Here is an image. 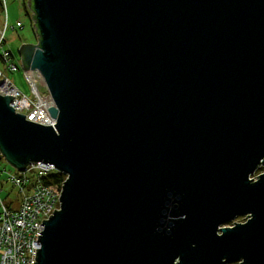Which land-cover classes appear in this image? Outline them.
I'll return each instance as SVG.
<instances>
[{
  "label": "water",
  "instance_id": "95a60500",
  "mask_svg": "<svg viewBox=\"0 0 264 264\" xmlns=\"http://www.w3.org/2000/svg\"><path fill=\"white\" fill-rule=\"evenodd\" d=\"M28 6L55 126L0 92V156L66 176L34 264H264V0Z\"/></svg>",
  "mask_w": 264,
  "mask_h": 264
},
{
  "label": "built area",
  "instance_id": "2783aa9c",
  "mask_svg": "<svg viewBox=\"0 0 264 264\" xmlns=\"http://www.w3.org/2000/svg\"><path fill=\"white\" fill-rule=\"evenodd\" d=\"M1 1L6 7V21L4 30H0V50L3 49L6 32L9 29L7 0ZM23 27V23L18 22L13 29L18 30ZM0 58L11 71L18 69L13 63L11 52L3 50ZM24 77L29 84L31 97L23 95L2 71H0V92L14 97L11 106L17 114L25 115L27 120L41 125L55 126V120L46 106L54 100L44 80L42 84H33L25 70ZM40 87H44V92L40 91ZM54 172H56L54 166L40 163L29 166L23 173L11 174L8 181L19 190L18 203L3 198V188L0 185V264L36 262V250L41 247L38 236H41L40 233L44 232L45 228L42 222L49 220L54 211H59L61 206L59 199L62 189L43 184V179ZM1 175L0 171V178Z\"/></svg>",
  "mask_w": 264,
  "mask_h": 264
},
{
  "label": "rangeland",
  "instance_id": "374dc122",
  "mask_svg": "<svg viewBox=\"0 0 264 264\" xmlns=\"http://www.w3.org/2000/svg\"><path fill=\"white\" fill-rule=\"evenodd\" d=\"M25 1L27 3L29 2V0H7V19L9 29L6 32V42L3 46V49L0 50V57L3 50L11 52V54L13 55V63L17 66L18 69L15 71H11L7 66L3 64L0 58V71L3 72L4 76L8 78L23 95L31 97V90L24 77L22 58L19 54V51L22 45L36 44L38 42V36L37 33L33 31L30 18L25 14ZM5 12L6 7L3 6L2 9H0V30H4L6 21ZM18 22L23 23L24 27L18 30L13 29L17 26ZM40 91L44 92V87H40ZM0 171L2 172L0 178V185L3 188L2 197L14 203H18L20 199L19 190L8 181L10 175L16 173V170L13 169L3 158H1ZM263 173L264 168H260L251 178L256 180L257 177ZM247 220L248 218L246 217H239L226 226L232 227L234 226V223L244 224L247 222Z\"/></svg>",
  "mask_w": 264,
  "mask_h": 264
},
{
  "label": "trees",
  "instance_id": "16d2710c",
  "mask_svg": "<svg viewBox=\"0 0 264 264\" xmlns=\"http://www.w3.org/2000/svg\"><path fill=\"white\" fill-rule=\"evenodd\" d=\"M2 1L0 0V9H2ZM24 10H25V14L30 18L31 23H32V27H33V31H34V24H33V16L28 3L25 1L24 2ZM35 32V31H34ZM2 157L0 156V159ZM66 180V176L64 174H60L58 172H54L51 173L50 175H48L46 178L43 179V184L47 185V186H51V187H58V188H62L64 182ZM13 203H11L10 205L12 206Z\"/></svg>",
  "mask_w": 264,
  "mask_h": 264
},
{
  "label": "bare ground",
  "instance_id": "6f19581e",
  "mask_svg": "<svg viewBox=\"0 0 264 264\" xmlns=\"http://www.w3.org/2000/svg\"><path fill=\"white\" fill-rule=\"evenodd\" d=\"M16 172H18V171H16Z\"/></svg>",
  "mask_w": 264,
  "mask_h": 264
},
{
  "label": "crops",
  "instance_id": "0c3cea01",
  "mask_svg": "<svg viewBox=\"0 0 264 264\" xmlns=\"http://www.w3.org/2000/svg\"><path fill=\"white\" fill-rule=\"evenodd\" d=\"M35 31V30H34Z\"/></svg>",
  "mask_w": 264,
  "mask_h": 264
}]
</instances>
